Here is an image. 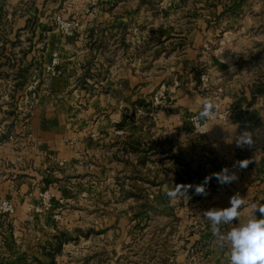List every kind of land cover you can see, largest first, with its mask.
I'll use <instances>...</instances> for the list:
<instances>
[{
	"label": "rangeland",
	"instance_id": "rangeland-1",
	"mask_svg": "<svg viewBox=\"0 0 264 264\" xmlns=\"http://www.w3.org/2000/svg\"><path fill=\"white\" fill-rule=\"evenodd\" d=\"M58 1L0 0V264H229L204 213L229 207L236 193L246 200L241 221L264 204L263 61L224 68L225 49L215 51L209 35L202 53H183L161 37L179 26L176 6L159 3L154 19L141 21L139 81L128 84L124 69L116 89L104 83L115 70L94 55L86 70L59 45L32 51L28 30L66 37L60 21L77 19ZM228 6L220 5L224 18ZM227 24L215 22L214 32ZM207 101L214 107L204 118ZM245 130L253 144L237 147ZM242 160L250 161L243 169ZM224 168L237 179L221 185L212 174ZM177 185L188 186L187 197L169 198ZM200 185L206 194L196 193Z\"/></svg>",
	"mask_w": 264,
	"mask_h": 264
},
{
	"label": "crops",
	"instance_id": "crops-1",
	"mask_svg": "<svg viewBox=\"0 0 264 264\" xmlns=\"http://www.w3.org/2000/svg\"><path fill=\"white\" fill-rule=\"evenodd\" d=\"M58 2V5L64 3L70 10H74L76 15L73 17L80 22L76 34L73 37H64L61 33L48 28L28 30V33L31 32L30 37H34L36 43L32 51L50 54L58 51L56 47L59 45L58 49L67 54V60L71 64L86 70L89 63H94L90 58L94 55L97 66L115 70V78H111L110 81L106 78L104 83L115 84L116 89L118 82L124 83V69L127 72L125 81L130 85L138 83L139 77L133 71L135 67L133 55L140 46L141 21L149 22L154 19L159 3L166 10L168 5L176 6L171 16L177 17L179 26L162 31L161 37L169 41L168 43L174 41V47L178 45L183 49V53H195V56L202 53L205 35H209L216 40V43L213 42L215 51L225 49L229 60L226 66L222 65L224 68H247L251 62L256 61V63L260 62V65L262 61L264 63V0H59ZM225 3L229 5L226 18H224L225 10L220 8V5ZM25 19L29 22L31 16L26 15ZM222 20H227L229 24L226 28L214 32L215 22ZM209 24H211L210 30H208ZM124 54H131L130 60L124 59ZM111 94L106 96L108 100ZM36 114L42 115L41 112ZM3 116L4 111L0 110V119ZM35 127V134L40 137L39 143L43 146L44 131L38 126L36 118ZM56 129L46 130L48 141L51 143L57 138ZM37 158L35 152L36 168ZM34 177L37 181V175ZM34 177L28 180L33 181ZM211 236L213 237L212 234Z\"/></svg>",
	"mask_w": 264,
	"mask_h": 264
},
{
	"label": "clouds",
	"instance_id": "clouds-1",
	"mask_svg": "<svg viewBox=\"0 0 264 264\" xmlns=\"http://www.w3.org/2000/svg\"><path fill=\"white\" fill-rule=\"evenodd\" d=\"M213 103L207 101L203 104L201 117H210L213 111ZM253 134L247 130L241 132L236 138V146L243 148L245 145L253 144ZM250 161L242 160L237 162V166L241 169L246 168ZM213 176L221 184H230L237 179L235 173H230L228 168L222 169L220 172L213 173ZM212 176L205 178V184L210 181ZM187 187L177 185L176 188L168 193L169 198L178 196L187 197ZM197 194H206L203 185L197 186L195 189ZM230 206L225 208H212L204 213L207 220L210 221L212 235L215 242L220 246L225 245L229 248V264H264V204L259 206L252 205L253 213L248 215L243 221L240 220L246 200L239 193L230 197ZM259 211L260 218L256 212ZM238 219L239 224L232 227L228 231H222V225L232 224V221Z\"/></svg>",
	"mask_w": 264,
	"mask_h": 264
},
{
	"label": "built area",
	"instance_id": "built-area-1",
	"mask_svg": "<svg viewBox=\"0 0 264 264\" xmlns=\"http://www.w3.org/2000/svg\"><path fill=\"white\" fill-rule=\"evenodd\" d=\"M58 20L59 21L61 20L59 16H58ZM60 22L62 24L63 35H65L66 37H73L76 34V32L79 28V25H80V22L77 19H64ZM57 63H58L57 58H55L53 60L52 67L51 66L49 67L52 71L51 72L52 74L56 73L55 65ZM5 206H6L7 210H13V206L11 204H9L8 202L5 203Z\"/></svg>",
	"mask_w": 264,
	"mask_h": 264
}]
</instances>
